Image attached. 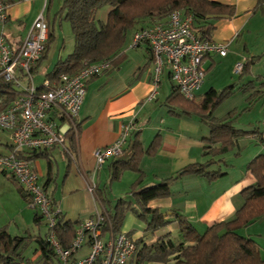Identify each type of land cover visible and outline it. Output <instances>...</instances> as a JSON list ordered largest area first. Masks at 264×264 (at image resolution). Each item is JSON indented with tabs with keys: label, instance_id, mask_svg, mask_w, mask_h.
<instances>
[{
	"label": "crops",
	"instance_id": "0c3cea01",
	"mask_svg": "<svg viewBox=\"0 0 264 264\" xmlns=\"http://www.w3.org/2000/svg\"><path fill=\"white\" fill-rule=\"evenodd\" d=\"M47 1L46 4L44 0H5L9 6V19L4 25L0 23V34L3 33L11 45H21L41 14H44L48 24L52 22V10L58 18L57 12L65 0ZM217 1L223 5L234 6V16L212 18L203 23L207 28H212L208 37L213 43L229 42L230 45L225 57L218 53L209 55L204 61V68L207 71L206 77L208 72L212 74L208 78L211 86L209 91L220 92L231 87V93L224 101L229 102L236 98V105L233 104L226 114L217 116L216 111L223 101L215 111L214 118L223 119L230 116L234 129L244 133L235 139L236 146L233 150L216 158L217 161L223 160L209 168L210 171H222V177L207 178L197 174L178 177L184 168L208 161L209 157L206 158L204 154L209 145L206 139L210 137L211 131L199 117L180 115L181 110L171 112L166 105L167 99L176 90L168 68L162 75L158 98L154 102L147 101V96L153 90V59L148 46L142 45L135 50L129 47L134 33L132 32L127 43L112 57V68L103 76L89 81L87 96L80 110L78 130L68 132L64 147L57 146L45 151V157L33 159L41 185L45 186L51 179L46 185V190L65 222H81L94 215L99 208L106 212L109 222V210L115 203L108 199L104 192L113 176L115 164L120 160L130 161L133 158L138 160L139 171L126 170L120 179L128 174L127 172L133 173L135 181L139 176H143L145 185H155L162 180L177 178L170 186L169 197L148 203V208L163 212L169 223L160 230L151 232L148 231V222L130 211L123 221L121 231L106 229L107 236L111 233H126L136 243L143 241L147 246L156 244L162 238H171L178 243L182 237L179 233V223L174 215L172 216L173 211L189 220L198 232L204 233L215 224L235 219L237 212L244 206L243 191L261 180V170L264 169L249 167L252 161L264 155V142L261 140L264 123V4L260 7L258 0ZM108 12L107 9L101 10L98 18L105 20ZM153 23L155 22L142 23L138 30ZM51 31L54 42L56 38L53 29ZM50 47L47 57L40 62L35 74L41 79L37 85L53 71L45 77L39 75L41 68L48 62ZM68 55L60 56L54 67ZM241 62L244 63V71L236 74L235 66ZM225 73L228 75L226 80L230 78L229 82L224 88H219V79ZM234 74L237 75L238 81L232 80ZM203 87L196 92L194 101L197 104H202L207 96L197 99ZM14 95L16 97V93ZM8 97L4 94L0 99L5 103ZM51 116L61 124L62 120L57 114ZM132 122L136 128L131 131L124 154L119 159L110 160L96 173L98 190L109 202L108 207L100 200L98 192L93 195L88 188V179L93 177L96 167L94 153L98 148L107 147L118 140L123 127ZM153 145H157V149L152 151ZM11 147L9 133L6 131L0 134V154H9ZM0 180L5 182L8 191L12 187L10 192L13 197L15 189L19 193L20 190L23 191L9 174L0 173ZM20 195L22 196V192ZM22 198L28 203L27 196ZM122 198L123 196L119 199ZM123 199L129 200L130 197L127 195V198ZM21 208L17 215L0 213V229H7L13 237H45L48 230L44 219L36 223V211L28 208L23 202ZM133 208L139 210L138 204L134 203ZM77 227L78 225L76 229ZM262 228L264 229V216L242 229L241 233L247 238H253L263 251L264 233L260 234ZM89 252L87 246L77 257H86ZM21 254L22 258L18 264H44L40 244L36 240H28ZM130 261V264H138V252ZM175 263L171 260L146 264Z\"/></svg>",
	"mask_w": 264,
	"mask_h": 264
},
{
	"label": "trees",
	"instance_id": "16d2710c",
	"mask_svg": "<svg viewBox=\"0 0 264 264\" xmlns=\"http://www.w3.org/2000/svg\"><path fill=\"white\" fill-rule=\"evenodd\" d=\"M258 3L262 7L264 0H258ZM105 9L109 11L107 18L99 19V13ZM175 10H183L185 14H191L195 19V28L200 30L205 37H208L212 28H207L203 22L212 18L232 17L236 12L234 6L223 5L217 0H65L57 15L58 17L63 16L72 25L75 37L74 51L65 60L58 61L53 71L47 76L53 79L65 73L75 75L85 64L112 59L127 43L130 33L137 31L142 23L147 21L162 23ZM52 36L53 33L49 26V40L40 62L49 53L48 49L53 42ZM40 62L34 74L37 73ZM230 89L231 87L220 92L210 90L202 104H197L194 100H186L177 89L167 99L166 105L171 112L181 110L180 115L197 116L211 131L210 137L206 139L209 145L204 154L206 158L209 157L208 161L184 168L178 177L188 174L202 175L207 178L222 177V171H210L209 168L221 162L223 159L217 161L216 158L232 151L236 146L235 139L244 134L234 129L230 116L223 119L214 118L215 111L229 97ZM14 93L12 84L0 79V97L4 94L9 96L4 105L0 106V112L15 98ZM151 147L152 151L157 149V145ZM45 155V151H32L27 159L33 160L45 157ZM137 165L138 160L135 158L130 161L120 160L115 164L111 181L120 179L121 174L126 170L138 172ZM249 167L251 169L258 167L260 170L264 168V155L252 161ZM262 171L261 180L243 191L245 203L237 212L235 219L215 224L201 233L189 220L177 211H173L172 216L174 215L179 223L182 240L177 243L171 238H162L150 246L145 245L143 241L137 242L138 264L163 263L171 260L175 261V264H264V249L262 251L253 238H247L241 233L242 229L249 227L254 221L264 216V169ZM176 179L172 177L155 185H145L143 176H139L128 193L130 199H119L109 210L110 219L106 223L108 226L105 227V231L112 228L115 232H120L123 221L130 211L148 222V231L154 232L166 226L169 223L166 220L167 216L161 211L148 208V203L169 197L170 186ZM50 181L51 179L46 185ZM46 185L43 186L44 190H46ZM46 191L49 194L48 190ZM97 192L103 204L108 206L109 202L104 194L102 195L99 190ZM49 196L51 197L50 194ZM134 203L138 204L139 210L133 208ZM54 207H56L55 202ZM35 215L36 223L43 220L37 212ZM79 223L65 222L63 216H60L59 239L65 247H68L74 240L76 225ZM28 240L38 241L44 264H51L55 261V253L48 243L47 235L38 238H32L29 235L13 237L4 228L0 229V264H18L22 258L21 252L27 246Z\"/></svg>",
	"mask_w": 264,
	"mask_h": 264
},
{
	"label": "built area",
	"instance_id": "2783aa9c",
	"mask_svg": "<svg viewBox=\"0 0 264 264\" xmlns=\"http://www.w3.org/2000/svg\"><path fill=\"white\" fill-rule=\"evenodd\" d=\"M44 1L47 4L48 1ZM8 7L5 0H0L2 25L9 19ZM194 20L191 14L175 10L162 23H153L133 33L129 47L135 50L146 45L153 59V90L147 96L148 102L158 98L166 68L170 70L172 83L179 94L193 101L205 83V59L215 53L227 56L230 43H213L195 28ZM48 36L49 26L44 14L37 18L19 46L11 45L6 36L0 34V79L12 84L16 93L15 99L0 112V129L7 131L12 141L10 153L0 154V173L9 174L17 181L27 194L29 207L46 222L47 240L55 253V261L51 264H130L137 254V243L126 233L107 236V214L102 208L78 224L74 240L68 247L62 244L58 227L62 214L41 185L33 160L27 159L32 151L44 152L65 146L68 132L78 130L89 81L103 76L113 66L112 59H105L100 63L85 64L75 75L65 73L53 79L46 77L37 85L34 70L44 56ZM244 68L243 62L238 63L235 73L241 74ZM1 105H4L2 99ZM52 114L61 118V124L52 118ZM135 128L133 122L124 126L118 140L95 151L96 167L93 177L88 179V188L93 195L98 190L97 171L124 154V147ZM262 128L261 140L264 142V123ZM87 246L90 252L86 257L78 258L77 254Z\"/></svg>",
	"mask_w": 264,
	"mask_h": 264
},
{
	"label": "rangeland",
	"instance_id": "374dc122",
	"mask_svg": "<svg viewBox=\"0 0 264 264\" xmlns=\"http://www.w3.org/2000/svg\"><path fill=\"white\" fill-rule=\"evenodd\" d=\"M53 9V8H52ZM55 11H51V23L48 24L51 27V30L54 31L55 40L51 43L50 47V55L48 58V62L45 63V65L41 68L39 75L45 77L48 73H50L53 70L54 63L59 59L60 56H67L71 50L75 46V37L73 36L72 31V25H70V22L65 20L64 17H56ZM48 23V22H47ZM52 24V25H51ZM62 53V54H61ZM211 72H208V76L205 78V85L203 89L200 92V95L197 99H203L205 95L208 94L210 89V83L208 81V78L210 77ZM236 76V77H234ZM232 80L238 81L237 75L234 74ZM36 82L39 83L40 78H38L36 75ZM228 75L225 73L223 74L222 78L219 79L218 83L219 88H224L227 85V82H229ZM222 90V89H220ZM236 98L231 99L229 102L226 100L221 104V108L219 107L218 111H216V115L220 116L222 114H226L229 110H231V106H233L234 103H236ZM236 105V104H234ZM4 132L0 130V134H3ZM124 177H122L120 180H112L109 181V186L107 190H105L104 193H106V196L108 199L113 200V202L116 204L119 198L123 196V198H127L128 193L132 190V186L135 182V177L132 172H127ZM3 180H0V213L7 212L9 215L10 213L13 215H17L20 213L22 202L25 203V205L29 207V203H27V200L22 198L19 191L17 189L14 190V197L11 195L10 190L7 189V186L5 182L3 183ZM129 196V195H128ZM34 217V216H33ZM44 222V221H43ZM44 226V224H43ZM13 228V227H12ZM261 232V233H260ZM258 232L260 234L264 233V229Z\"/></svg>",
	"mask_w": 264,
	"mask_h": 264
},
{
	"label": "water",
	"instance_id": "95a60500",
	"mask_svg": "<svg viewBox=\"0 0 264 264\" xmlns=\"http://www.w3.org/2000/svg\"><path fill=\"white\" fill-rule=\"evenodd\" d=\"M21 192H22V196H23V197H26V196H27L25 193H23L22 190H20V193H21Z\"/></svg>",
	"mask_w": 264,
	"mask_h": 264
}]
</instances>
